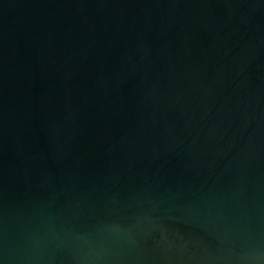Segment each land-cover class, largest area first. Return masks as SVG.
<instances>
[{
    "label": "water",
    "instance_id": "obj_1",
    "mask_svg": "<svg viewBox=\"0 0 264 264\" xmlns=\"http://www.w3.org/2000/svg\"><path fill=\"white\" fill-rule=\"evenodd\" d=\"M0 264H264V0H0Z\"/></svg>",
    "mask_w": 264,
    "mask_h": 264
}]
</instances>
